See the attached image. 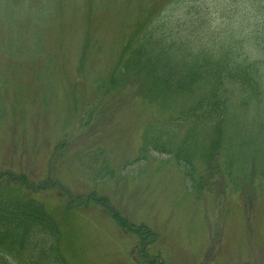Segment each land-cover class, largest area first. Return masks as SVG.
<instances>
[{"label":"rangeland","instance_id":"1","mask_svg":"<svg viewBox=\"0 0 264 264\" xmlns=\"http://www.w3.org/2000/svg\"><path fill=\"white\" fill-rule=\"evenodd\" d=\"M154 34L176 49L229 40L264 84V0H0V202L43 208L69 264H264L254 153L231 167L204 125L166 133L172 115L141 82L101 97Z\"/></svg>","mask_w":264,"mask_h":264},{"label":"trees","instance_id":"2","mask_svg":"<svg viewBox=\"0 0 264 264\" xmlns=\"http://www.w3.org/2000/svg\"><path fill=\"white\" fill-rule=\"evenodd\" d=\"M155 37L159 40L154 41ZM159 37L154 34L151 39H146L144 45L126 55L125 62L126 56L122 57L106 86H100L99 91L104 92L101 97H109L111 92L124 88L132 80L141 82L148 102L172 115L168 128L163 129L166 133L170 132L169 126L175 127L176 121L183 126L202 124L206 132L215 136L214 147L221 148L231 167L238 157V154L233 156V152H253L254 169L263 173L264 120L261 119H264V113L261 112V99L264 98V84L260 67L251 63L240 64L228 49L229 40L222 45L208 46L210 50L199 43L183 44L176 49L174 43ZM230 44L231 48H238L240 43L235 42L232 46L231 41ZM218 45L223 47L222 51ZM177 56L183 57L182 60L177 62ZM156 131L158 135L163 134ZM216 136H219V142ZM159 142V138L152 142L155 151L171 156L180 154L159 145ZM196 146L194 140L181 154L188 163L197 153L200 154ZM190 147L191 154L185 157L184 152ZM236 167L235 171L228 170L232 186L237 184ZM245 169L246 166H241L238 170L245 172ZM115 217L125 227L126 221ZM55 221L41 207L30 211L29 204L0 202V264H69L62 251V235ZM147 232L141 230L139 235L142 237Z\"/></svg>","mask_w":264,"mask_h":264}]
</instances>
